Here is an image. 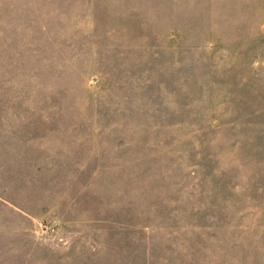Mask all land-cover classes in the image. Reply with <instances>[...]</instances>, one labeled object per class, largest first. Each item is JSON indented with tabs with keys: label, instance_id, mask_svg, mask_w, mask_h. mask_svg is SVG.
Masks as SVG:
<instances>
[{
	"label": "rangeland",
	"instance_id": "rangeland-1",
	"mask_svg": "<svg viewBox=\"0 0 264 264\" xmlns=\"http://www.w3.org/2000/svg\"><path fill=\"white\" fill-rule=\"evenodd\" d=\"M190 10L0 0V264H264V0Z\"/></svg>",
	"mask_w": 264,
	"mask_h": 264
},
{
	"label": "trees",
	"instance_id": "trees-1",
	"mask_svg": "<svg viewBox=\"0 0 264 264\" xmlns=\"http://www.w3.org/2000/svg\"><path fill=\"white\" fill-rule=\"evenodd\" d=\"M91 8L95 19L94 34H106L108 29H116L129 38L147 37L159 40L166 31L173 29L170 13L176 5H183L190 11L196 9L203 0H81ZM178 1V2H177ZM168 12V13H167ZM175 29H181L180 26ZM133 240V239H132ZM103 252L97 251L96 256ZM140 264V263H130Z\"/></svg>",
	"mask_w": 264,
	"mask_h": 264
}]
</instances>
